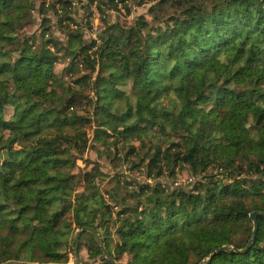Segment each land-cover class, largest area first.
Returning a JSON list of instances; mask_svg holds the SVG:
<instances>
[{
  "label": "trees",
  "instance_id": "trees-1",
  "mask_svg": "<svg viewBox=\"0 0 264 264\" xmlns=\"http://www.w3.org/2000/svg\"><path fill=\"white\" fill-rule=\"evenodd\" d=\"M132 1L147 14L106 22L93 50L73 0H0V263L68 264L92 227L121 264L220 247L208 264H264V0ZM83 250L112 264L89 231Z\"/></svg>",
  "mask_w": 264,
  "mask_h": 264
},
{
  "label": "rangeland",
  "instance_id": "rangeland-1",
  "mask_svg": "<svg viewBox=\"0 0 264 264\" xmlns=\"http://www.w3.org/2000/svg\"><path fill=\"white\" fill-rule=\"evenodd\" d=\"M149 6H150V3L149 4H144L142 6H139L137 8V10H136L135 17H137L138 15H141V14H147V11L149 9ZM85 13L87 15L88 14V11L86 10ZM50 16L52 18V22H51V32L57 38L64 39V37H65L64 32L62 30H60V28L57 25V17L55 15H52V14ZM36 17H37V20L34 23H32L31 25L27 26L26 31L28 33H34V32L35 33H39L40 32V30H41L40 17L39 16H36ZM148 18L151 19L150 16H148ZM133 21L134 20L132 18L131 19L130 18H127L125 16H122L120 13H116V12L115 13H112L110 15V17L107 18V20H106L107 23H119L120 25H123V26H129V25L132 24ZM69 61L70 60H69L68 57H62V60L60 62L54 64V69H55L56 73L59 75L58 76V81L60 83H62L64 81H72L73 80V77H74L73 72H71V73H67V72L65 73V72H63L64 67L68 65ZM83 69L85 70V68H82L81 73L84 72ZM124 88L125 89H128L129 88V85L128 86L126 85ZM168 101H169V104L172 105L174 103L173 97L170 100L169 99H166L165 100V103H167ZM9 110L11 111V108H9ZM92 131H93V128H89V131L88 132L90 133V137L92 136ZM100 149H102V151H104V152L107 151L106 149H103L101 147H100ZM97 155L98 154H97L96 150H91L88 153V156L87 157L90 160L97 161L101 165V167H102L103 170L109 171L110 170V167L107 165V161H104L102 159H98V156ZM77 165H78V167L80 169H83V170H85L87 168L89 169V168L92 167V165H86L85 162L82 161V160H78ZM76 170H77V167H76ZM188 178H189L188 172L187 171H184L180 175V177L178 179V183L179 184L180 183H184L185 181H187ZM81 254H82V257H83V261L85 263L98 264V261H92V260H90L88 258L85 250H83ZM73 260H74V256L71 255V259H70V262L68 264H72L73 263ZM122 261L125 263L126 262V258H122Z\"/></svg>",
  "mask_w": 264,
  "mask_h": 264
},
{
  "label": "built area",
  "instance_id": "built-area-1",
  "mask_svg": "<svg viewBox=\"0 0 264 264\" xmlns=\"http://www.w3.org/2000/svg\"><path fill=\"white\" fill-rule=\"evenodd\" d=\"M102 0H93L91 3L88 0H73L71 10L73 12V16L80 23L86 25L87 30L86 34L90 40L95 43L93 50L97 49L98 45L101 43L100 35L105 28V22L107 18L110 17L112 13H120L122 16L127 18H132L133 20L136 18V10L138 6L133 3L132 0H115L117 7L115 9H105V5L101 3ZM89 5V14L90 16L85 18L87 15L85 13V8H81L83 5ZM99 7L103 8V11L99 9ZM76 11L77 14L75 13ZM60 12H62L60 10ZM72 28H77L78 25L71 23Z\"/></svg>",
  "mask_w": 264,
  "mask_h": 264
},
{
  "label": "water",
  "instance_id": "water-1",
  "mask_svg": "<svg viewBox=\"0 0 264 264\" xmlns=\"http://www.w3.org/2000/svg\"><path fill=\"white\" fill-rule=\"evenodd\" d=\"M258 215H259V212H256V211L255 212H252L250 214V216H251V218L253 220V223H254L253 235H252V238L250 239L249 243L246 245V247L243 250H239V251L247 250L254 243V241L256 239L257 229H258V226H259L258 221H257V216ZM85 231H89V232H91L94 235L97 243L99 244V246L103 250V254L101 255V258L102 259H107L112 264H121V263L115 262L112 259V257L110 256L108 250L105 248V246H104V244L102 242V239H101L100 235L92 227H83L82 229H80V230L77 231V233H76V244H75L74 254H73L74 260H73V263L72 264H79V262H80V256H79V251H78L79 237ZM225 249L228 250V251H232L233 250V249H228V248H225V247H220V248L214 249L213 252L211 253V255L209 256V258L207 259V261H206L205 264L210 263L211 259L213 258V256L216 253L221 252V251H223ZM0 264H45V263H36V262H25V261H15V260H11V261H7L5 263H0ZM47 264H54V263H47Z\"/></svg>",
  "mask_w": 264,
  "mask_h": 264
}]
</instances>
